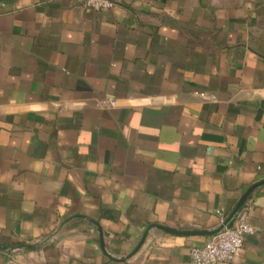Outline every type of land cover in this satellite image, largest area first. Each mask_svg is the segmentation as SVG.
Masks as SVG:
<instances>
[{
    "label": "crops",
    "instance_id": "obj_1",
    "mask_svg": "<svg viewBox=\"0 0 264 264\" xmlns=\"http://www.w3.org/2000/svg\"><path fill=\"white\" fill-rule=\"evenodd\" d=\"M114 1L0 0V264H191L264 179V0Z\"/></svg>",
    "mask_w": 264,
    "mask_h": 264
},
{
    "label": "built area",
    "instance_id": "obj_2",
    "mask_svg": "<svg viewBox=\"0 0 264 264\" xmlns=\"http://www.w3.org/2000/svg\"><path fill=\"white\" fill-rule=\"evenodd\" d=\"M114 0H85V6L93 10L108 9L115 6ZM257 229L251 225L245 213L239 212L234 221L200 246L190 250L191 264L232 263L243 247L245 237L255 233Z\"/></svg>",
    "mask_w": 264,
    "mask_h": 264
},
{
    "label": "water",
    "instance_id": "obj_3",
    "mask_svg": "<svg viewBox=\"0 0 264 264\" xmlns=\"http://www.w3.org/2000/svg\"><path fill=\"white\" fill-rule=\"evenodd\" d=\"M264 185V179L255 183L254 185H252L245 193L244 195L241 197V199L239 200V202L237 203L235 209L231 212V214L227 217V219L225 221H223V223L214 230H204V231H182V230H175V229H170V228H166V227H159L165 231H169L172 233H178V234H185V235H203V236H210L213 234L218 233L219 231H221L222 229H224L226 226H229L235 219L236 215L241 211L242 207L244 206L245 202L247 201V199L249 198V196L259 187ZM155 226V225H153ZM153 226L149 227L141 241V243L138 245V247L136 248L135 252L138 251L140 249V247L143 245L149 231L153 228ZM0 248L7 250L6 246H3L0 244Z\"/></svg>",
    "mask_w": 264,
    "mask_h": 264
}]
</instances>
